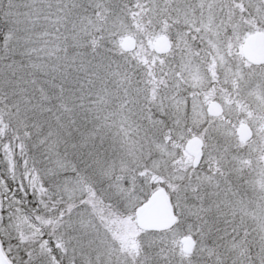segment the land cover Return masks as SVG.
I'll return each mask as SVG.
<instances>
[{"label":"rangeland","instance_id":"374dc122","mask_svg":"<svg viewBox=\"0 0 264 264\" xmlns=\"http://www.w3.org/2000/svg\"><path fill=\"white\" fill-rule=\"evenodd\" d=\"M51 1L31 0L58 11L38 18L47 25L34 28L38 43L29 50L28 66L53 68L60 59L67 64L59 66L60 78L69 79L73 94L60 102H86L47 124L42 119L38 138L31 137L36 125L29 131L19 121L13 128L0 111V240L6 253L19 264H264V69L253 72V138L241 146L232 133L230 122L237 121L231 105L222 120L206 119L211 75L204 84L201 59L198 64L189 51L171 72L168 56L153 51L159 36L178 38L182 31L198 33L212 48L222 40L216 23H225L234 9L239 19L252 18L245 32L264 29V0ZM129 36L137 41L135 51L116 52ZM101 44L110 64L97 76L86 60ZM224 68L222 80L241 75ZM42 85L36 84L40 94ZM62 132L84 136L85 154L75 143L65 153L51 135ZM197 132L205 148L193 168L184 145ZM34 154L46 161L36 163ZM161 188L177 222L165 232L141 231L135 210ZM47 204L58 205L57 220L44 219ZM30 212L41 215L42 229ZM183 237L194 239L190 254L182 250Z\"/></svg>","mask_w":264,"mask_h":264},{"label":"trees","instance_id":"16d2710c","mask_svg":"<svg viewBox=\"0 0 264 264\" xmlns=\"http://www.w3.org/2000/svg\"><path fill=\"white\" fill-rule=\"evenodd\" d=\"M85 1L86 0H79L80 4ZM30 3L31 0H0V111L8 114L13 128L19 121H24V126L28 129V126L31 124L36 125L35 128L38 131L40 130V132L37 131L36 135L32 132L31 137L36 136V138H38L37 135H39L45 127L41 125L44 122L42 119L45 118L44 120H46V122L44 123L47 124L51 122L55 115L65 117L71 114L70 112L83 107L86 99L82 97L80 104L75 106H72L73 103L69 101L60 102L61 99L69 95H71V97L73 96L72 92L66 88V86L69 85V79L66 78L62 81L60 78L59 66L61 64L64 65L65 68L67 66L66 63L60 62V59L57 60L56 64L54 63L53 68H48L46 65H43L44 67H39L38 62H35L34 68L28 66L29 50L35 48L38 43L37 35H34V28L40 24L45 30V26L47 25V23L44 24L40 22L38 18L43 20L42 16H44V11H46V13H51L53 9L58 11V7L50 4L47 5L46 9H43L46 4L35 5L33 2V4L30 5ZM75 10H77L76 7ZM67 18L69 21L70 14ZM74 21L76 22V20ZM67 24L68 23L65 22L66 26ZM48 26L50 27V25ZM100 46L99 50H91L94 52L92 53L93 57L91 53L87 54L89 58L90 56L92 57V61L89 63L88 60H86L88 63H86V66L94 65V67H96L95 70L92 69L91 71L97 76L107 74L108 72L105 73L104 69L108 63L110 64V60L108 61L109 53H102L104 49H107L105 48L106 46L103 48L102 44ZM121 51L122 50H117L116 52L122 53L123 51ZM79 62L80 61L77 62V67L81 64ZM99 66L101 68H99ZM82 73L87 76L89 75V73ZM36 84H43L41 94L38 93ZM41 96L44 99H41ZM86 96L87 94L85 93V97ZM86 125L87 121L85 120L81 122L79 128ZM29 131L31 130L29 129ZM52 134L55 135L61 149L64 148L65 153L68 155L72 153V151L68 150L72 143L76 144L77 152L82 155L85 154L80 147V143L84 142V136L80 133H76L72 136L64 134L63 132L51 133V135ZM49 135L50 134H45V136ZM35 157H38L35 159L36 163L38 161H43V163L46 161L43 157L37 156V154H34L33 158ZM16 197L19 198L20 194H17ZM41 207V209H43V206ZM44 210L47 211L44 219L50 222H52L53 219L57 220L59 213L58 205H44ZM30 214L37 220L39 229H42L41 215L37 218V214L33 212H30ZM2 247L8 260L12 264H19L16 259L6 253L3 243Z\"/></svg>","mask_w":264,"mask_h":264},{"label":"flooded vegetation","instance_id":"af4514ba","mask_svg":"<svg viewBox=\"0 0 264 264\" xmlns=\"http://www.w3.org/2000/svg\"><path fill=\"white\" fill-rule=\"evenodd\" d=\"M229 14L230 15L226 19L225 23L222 22L220 25L216 23L217 26L215 28L218 29L217 33L221 34L222 40L220 42L215 43L212 46V48H208L205 41L201 42L198 39V33L196 32L185 33V31H182L184 33L182 34L181 37L178 38L174 36H170V37L165 36L169 40V45H170V49L165 55L168 56L171 72L172 69H177V70L179 69L180 65H182L181 60L184 58L185 55H187V52L189 51H191L190 54L194 56V60L198 64H200V59H201L200 65L203 68V72L208 73L206 75V80L204 84L207 82L209 78V74L211 75L210 76L211 79L208 80V85L206 87L208 90L206 91L208 98V102L206 105V113H207L206 119L209 121V123L212 124L222 120L224 117L223 115L226 109V104L231 105L233 107L232 108L233 121L236 120L237 123L240 122V124L238 125L237 123L234 125L233 124L234 122H230L232 125L231 126L232 133H234V136H236L241 146H245L253 138V131L250 125L248 124V121L253 117L252 107L249 102V95L252 94V89L254 85L253 72L259 71V69H264V64L255 65L249 62L244 56L243 48L249 36H251L254 33L264 34V29L257 28L255 31L245 32L244 28L248 26L251 27L252 18L249 17V15L248 17L247 16L244 17L242 15L241 18L239 19V17H237L236 9L232 10V12L230 11ZM241 20L245 21L246 26L243 27L241 26L240 24L242 23ZM218 47L221 48L223 47V48L218 49ZM216 51L220 52L219 55L215 54ZM221 57L223 58L225 57V66L223 65V67H225L226 69L231 68L232 71H239L241 72V75L235 76L232 80H222L221 70H223V67L221 63L222 62ZM225 68L224 70L228 72V70H226ZM194 88L196 87L194 86ZM223 98H228L227 100L229 101V103L225 101L223 102ZM211 103L219 104V106L222 109V113L220 116L214 117L208 113V106ZM243 125L248 126L252 132V136L250 140L246 143H242L238 137L239 128ZM204 128L206 127L204 126ZM194 135L196 136L189 138L186 141V143L193 138L200 139L202 144V157H203L205 142L201 137H198V135H201L198 132L195 133ZM185 145H184V149H185ZM202 157H201V161H202Z\"/></svg>","mask_w":264,"mask_h":264},{"label":"water","instance_id":"95a60500","mask_svg":"<svg viewBox=\"0 0 264 264\" xmlns=\"http://www.w3.org/2000/svg\"><path fill=\"white\" fill-rule=\"evenodd\" d=\"M136 48V40L133 37H126L121 49L126 53H131ZM170 49L169 40L166 37L158 38L154 43V52L158 55H165ZM243 53L245 58L255 65L264 64V34L254 33L248 37L244 44ZM208 113L214 117L220 116L222 109L218 103H211L208 106ZM238 136L241 142L250 140L252 132L250 128L243 125L239 128ZM187 153L193 157V166L197 167L202 157V144L198 138L189 140L185 145ZM136 225L144 232H165L173 228L177 217L173 211L169 195L164 189L154 191L146 202L135 210ZM182 250L185 254H190L194 249V241L190 237L181 239ZM0 264H11L5 256L0 242Z\"/></svg>","mask_w":264,"mask_h":264}]
</instances>
